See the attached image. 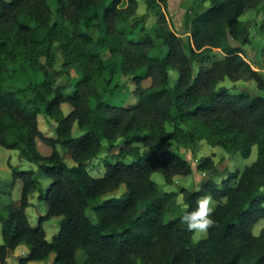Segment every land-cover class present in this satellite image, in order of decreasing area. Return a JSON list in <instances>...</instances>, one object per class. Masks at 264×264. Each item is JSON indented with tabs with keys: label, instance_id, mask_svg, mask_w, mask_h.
I'll use <instances>...</instances> for the list:
<instances>
[{
	"label": "trees",
	"instance_id": "trees-1",
	"mask_svg": "<svg viewBox=\"0 0 264 264\" xmlns=\"http://www.w3.org/2000/svg\"><path fill=\"white\" fill-rule=\"evenodd\" d=\"M56 2L60 21H53L50 0H0V146L18 149L51 179L43 188L37 170L13 168L22 186L19 199L0 204V264H8L21 243L29 251L17 264L45 260L52 252L49 264H264V226L253 231L264 218V95L219 86L226 77L246 75L264 90V72L252 67L242 48L249 41L242 16L264 7V0H197L202 9L186 15L188 41L162 25L139 39L120 29L137 14L138 0ZM148 5L166 7L168 0ZM159 19L166 21L163 13ZM212 48L223 56L204 59ZM72 68L78 78L70 76ZM172 70L178 73L174 81ZM64 74L67 79L59 80ZM122 74L137 84L133 101L122 92ZM146 78L150 84L143 86ZM63 103L71 105L68 113ZM41 113L57 122L56 137L40 129ZM37 138L52 146L51 153L38 151ZM121 138L115 161H105L102 176L91 174L87 165L103 141L113 147ZM170 139L190 147L205 139L245 158L257 145L258 153L230 173L221 172L212 155L202 156L197 168L209 176L197 189L181 187L185 205L171 215L178 192L161 189L153 173L170 184L174 175L192 173L193 165L171 147L154 148ZM139 143L150 154H142ZM122 184L121 196L102 199ZM35 191L47 205L37 225L27 214ZM201 198L219 204L206 213L212 221L206 236L195 241L196 229L182 217ZM53 216H61L60 228L49 240L44 222Z\"/></svg>",
	"mask_w": 264,
	"mask_h": 264
},
{
	"label": "rangeland",
	"instance_id": "rangeland-1",
	"mask_svg": "<svg viewBox=\"0 0 264 264\" xmlns=\"http://www.w3.org/2000/svg\"><path fill=\"white\" fill-rule=\"evenodd\" d=\"M50 3L54 9L53 21H60L59 12L57 11L56 0H50ZM200 4L197 0H168V5L164 7L163 5L157 6L154 9L149 8L148 0H138L137 14L130 18L128 21L120 24V29L128 32L132 38H143L146 34H153L157 26H165L173 29L175 32L184 37L186 41L191 39V32L187 27L186 15L189 11L194 8L200 9L201 7L208 6L207 1L204 5ZM202 9V8H201ZM163 13L165 15L166 21H161L159 15ZM242 19L245 21L249 29V41L242 45L244 50V57L249 61L254 69L261 70L264 72V30L262 24L264 22V7L260 6L255 9L247 11ZM240 44V43H236ZM166 51V48L164 49ZM223 56V52L220 48H212L205 55L204 59H216ZM62 56L60 53L57 54V68H61ZM199 63L195 64L196 69ZM173 81L177 78L178 73L176 70L171 71ZM70 76L72 78H78L79 73L76 72L74 68L70 69ZM67 75L64 74L59 77V80H66ZM120 81L123 84L122 92L127 94L130 101L135 100V96L132 93L137 87V84L132 75H120ZM150 84V78H146L142 81L143 86ZM227 86L232 93H238L240 91H248L252 95L262 94L264 95V90L257 86L255 80L243 75L239 80L233 81L226 77L220 82L219 86ZM65 113L71 110V105L69 103H63L62 105ZM38 124L40 129L44 132L46 136L56 137L55 127L57 122L52 119L49 115L41 113L38 116ZM168 129L172 130L173 127L168 125ZM74 135L81 133L78 124L75 123L73 127ZM37 149L40 153L47 155L51 153L52 146L46 143L41 138L36 139ZM104 146L100 154L92 160L87 168L94 176H102L106 170L105 161L113 160L115 161V155L119 152L121 145L124 143V139H119L117 145L111 147L107 140L104 141ZM141 153L144 155L150 154L151 150L139 143ZM167 147H171L177 150L180 154L185 156L193 165V172L190 174H176L174 175L173 183H167L161 172L153 173V178L159 183V187L164 190H175L178 192V198L173 205L171 215H175L181 210L185 205L184 197L180 192L182 186L191 189H197L203 179L209 176L208 172L198 170V161L202 156L212 155L213 159L221 172H234L236 170H242L247 164H250L256 159L258 148L254 145L252 152L249 157H243L241 152L227 150L221 146H212L205 139L200 140L195 146H184L175 140H168L165 143H158L155 145L156 150H163ZM130 159V155L128 156ZM66 161L69 164H74V160L71 157H67ZM19 169H31L37 170V177L43 188L50 185L51 179L45 176V174L38 169V164L23 158L19 154L18 149H9L4 146H0V204L4 205L11 201L19 199L21 193L22 181L14 176L13 168ZM226 177V175H225ZM216 181L221 183L222 177H216ZM126 191V185L122 184L117 189L111 190L102 196V199H108L111 197H119ZM264 192V187H263ZM204 199V198H201ZM200 199V200H201ZM208 207L214 209L219 201L207 198ZM225 200V199H223ZM222 200V201H223ZM31 205L27 208L28 217L33 225L39 223L40 215L46 213L47 205L43 198H40V192L35 191L30 196ZM88 215L91 219L96 220V215L92 209L88 210ZM61 216H53L44 222V227L47 232V238L53 240L54 236L58 233L60 228ZM264 226V218H261L253 227V231L258 234L260 229ZM206 229L201 231H195L194 240L198 241L202 237L206 236ZM3 242V238L0 235V245ZM29 251L28 245L26 243H21L18 245L13 254L8 259V264H17L18 258L23 255H27ZM55 257V252H52L49 257L45 260L38 261L34 260L32 264H49L53 261ZM78 258L83 261L85 255L82 251L78 252ZM139 264H142L139 262Z\"/></svg>",
	"mask_w": 264,
	"mask_h": 264
},
{
	"label": "clouds",
	"instance_id": "clouds-1",
	"mask_svg": "<svg viewBox=\"0 0 264 264\" xmlns=\"http://www.w3.org/2000/svg\"><path fill=\"white\" fill-rule=\"evenodd\" d=\"M211 209L208 207V200L201 199L197 202V207L190 211L185 212L182 219L187 222V227L189 229H196L198 232L206 229V227L212 223V221L207 217Z\"/></svg>",
	"mask_w": 264,
	"mask_h": 264
}]
</instances>
